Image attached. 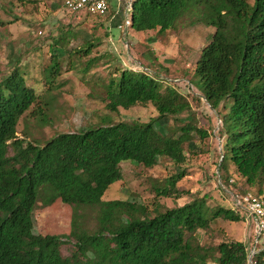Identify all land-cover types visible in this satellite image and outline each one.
<instances>
[{
    "label": "trees",
    "instance_id": "1",
    "mask_svg": "<svg viewBox=\"0 0 264 264\" xmlns=\"http://www.w3.org/2000/svg\"><path fill=\"white\" fill-rule=\"evenodd\" d=\"M131 15L130 30L135 33L155 31L161 36L177 30L187 18L192 25L214 28L192 81L202 97L190 100L172 81L147 68L115 67L103 85L107 93L151 103L158 116L147 123H115L105 117L100 125L57 134L40 144L19 139L18 126L28 114L46 122L48 104L42 105L20 70L3 78L0 264H264V246L250 260L249 247L242 241L204 246L197 238L199 231L211 232L215 222L245 221L234 203L228 207L212 200L210 205L208 197L196 196L180 207L155 203L150 209L104 200L109 188L123 179L122 163L153 169L161 160L182 170L161 181L156 196L181 198L177 184L186 176V147L195 138L203 142L211 136L194 111L203 100L220 124L218 189L231 196L253 193L264 198V0L252 5L247 0H134ZM92 49L88 43L76 54L87 57ZM59 62L52 55L44 69L50 91L61 74ZM106 107L119 111L115 102ZM168 121L172 127H166V134L155 128ZM57 202L73 210L69 234H36L35 210ZM64 245L72 246L68 257L62 254Z\"/></svg>",
    "mask_w": 264,
    "mask_h": 264
},
{
    "label": "rangeland",
    "instance_id": "2",
    "mask_svg": "<svg viewBox=\"0 0 264 264\" xmlns=\"http://www.w3.org/2000/svg\"><path fill=\"white\" fill-rule=\"evenodd\" d=\"M247 2L252 5L254 0ZM118 8L113 2L105 17L85 18V15L76 17L67 13L60 0H0V81L18 69L40 95L42 105L48 104L44 110L46 122L32 114L24 116L18 126L19 139L43 144L57 134L82 132L100 125L105 117L115 123H147L156 118L158 113L151 103L141 104L107 93L103 85L115 67L147 68L152 75L172 81L173 86L190 100L202 95L192 81L202 49L211 41L214 28L192 25L187 18L177 30L161 36L155 31L135 33L129 30L124 34L118 28L123 16ZM88 43L93 45L89 56L76 54ZM52 55L60 61L61 74L50 91L44 69ZM110 101L119 106L117 113L106 107ZM194 111L199 125L208 129L211 136L203 142L195 138L186 147V176L177 184L181 198L156 196V189L163 185L161 181L182 170L161 160L153 169L135 162L122 163L123 179L109 188L104 200L135 202L150 209L155 203L166 208L180 207L196 196H206L210 201L228 207L235 204V196L218 189L220 173L217 165L222 148L218 116L204 100L200 105H194ZM166 127H172L170 121L155 124L163 134H166ZM242 214L246 220L241 223L219 221L213 223L211 232L199 231L200 243L207 246L222 241H242L249 247L250 255L263 247L264 239L255 247V224L244 210ZM72 217V208L60 202L49 207L39 205L34 213L35 233L64 237L70 232ZM71 245L62 247L64 256H70Z\"/></svg>",
    "mask_w": 264,
    "mask_h": 264
},
{
    "label": "built area",
    "instance_id": "3",
    "mask_svg": "<svg viewBox=\"0 0 264 264\" xmlns=\"http://www.w3.org/2000/svg\"><path fill=\"white\" fill-rule=\"evenodd\" d=\"M60 2L64 10L74 16L88 14L98 15L100 17L108 15L113 6V2H116L119 7L118 9L123 14L118 28L124 34L130 30V14L134 0H60ZM235 206L244 210L247 217L255 224L257 231L256 247V245L260 244L261 239H264V198H258L253 193L236 195ZM252 252L255 254L256 251Z\"/></svg>",
    "mask_w": 264,
    "mask_h": 264
},
{
    "label": "water",
    "instance_id": "4",
    "mask_svg": "<svg viewBox=\"0 0 264 264\" xmlns=\"http://www.w3.org/2000/svg\"><path fill=\"white\" fill-rule=\"evenodd\" d=\"M254 254V252H251V255H250V259H251V256Z\"/></svg>",
    "mask_w": 264,
    "mask_h": 264
}]
</instances>
